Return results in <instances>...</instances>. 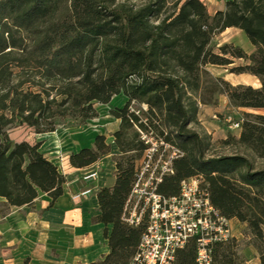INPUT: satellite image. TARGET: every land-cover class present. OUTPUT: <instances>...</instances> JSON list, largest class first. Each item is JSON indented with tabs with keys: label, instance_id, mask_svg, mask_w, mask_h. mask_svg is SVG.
<instances>
[{
	"label": "trees",
	"instance_id": "obj_1",
	"mask_svg": "<svg viewBox=\"0 0 264 264\" xmlns=\"http://www.w3.org/2000/svg\"><path fill=\"white\" fill-rule=\"evenodd\" d=\"M228 27L250 40L248 52L213 38ZM250 73L261 85L233 84L211 73L208 65ZM124 94L111 109L120 120L113 133L116 182L97 192L109 252L88 264H128L147 224L125 219L136 181V164L151 146L143 134L177 146L183 154L173 173L158 185L175 195L182 180L201 177L213 205L228 219L246 223L264 264V114L244 112L239 136L229 154L210 153L211 141L191 127L200 105L224 95L234 108H264V0H226L211 14L202 0H0V197L8 206L32 205L46 193L53 202L64 193L66 176L41 149L42 142L14 141L16 124L37 133L60 125L80 127L98 117L96 103ZM151 133V134H150ZM112 152L105 134L70 154L74 167L88 166ZM109 225L111 226L109 228ZM234 237L218 243L213 264H245ZM191 241L180 250L182 264H195Z\"/></svg>",
	"mask_w": 264,
	"mask_h": 264
},
{
	"label": "crops",
	"instance_id": "obj_2",
	"mask_svg": "<svg viewBox=\"0 0 264 264\" xmlns=\"http://www.w3.org/2000/svg\"><path fill=\"white\" fill-rule=\"evenodd\" d=\"M207 1H211L213 5L217 3L211 14L225 8L226 0ZM234 30L241 29L228 27L222 33ZM225 78L233 84H250L255 87L261 85L260 79L250 73H229ZM225 100L231 107L226 96ZM203 105L206 106L201 104L200 109ZM235 109L255 112L263 110ZM115 120L113 127L108 126L106 131H96L88 144L78 145L61 162H58L52 153L43 151L41 141L42 151L66 176L64 193L53 204L51 197L42 193L32 205L20 207L8 206L5 204L6 199L0 197V264H88L101 259L109 252L108 240L104 236L105 224L95 222L93 217L99 214L98 190L101 187L113 186L116 182L113 155L118 153V148L113 133L118 129L120 120ZM98 134L106 135L107 142L112 145V152L88 166H72L69 161L70 154L91 146ZM239 134L240 131L237 136ZM93 172L96 174L92 175ZM254 264H260L259 256Z\"/></svg>",
	"mask_w": 264,
	"mask_h": 264
},
{
	"label": "built area",
	"instance_id": "obj_3",
	"mask_svg": "<svg viewBox=\"0 0 264 264\" xmlns=\"http://www.w3.org/2000/svg\"><path fill=\"white\" fill-rule=\"evenodd\" d=\"M233 127L240 129L241 121L234 122ZM143 138L151 146L137 161L125 219L139 225L147 216V224L128 264H182L178 253L191 241L196 246L195 264H213L215 246L234 238L231 219L213 205L201 177L182 180L178 194L158 192L159 183L166 174L173 173V161L183 152L170 143L159 144L148 134Z\"/></svg>",
	"mask_w": 264,
	"mask_h": 264
},
{
	"label": "rangeland",
	"instance_id": "obj_4",
	"mask_svg": "<svg viewBox=\"0 0 264 264\" xmlns=\"http://www.w3.org/2000/svg\"><path fill=\"white\" fill-rule=\"evenodd\" d=\"M204 1L207 3L209 11L212 13L214 8L217 7V3L213 5L211 1ZM215 1L222 2V0ZM231 42L242 46L247 51L251 52L253 50L250 40L241 30H234L229 33H218L213 38V45L216 52L219 51L218 47L220 45ZM243 63L244 60L235 59V63L227 67L208 65L207 68L214 75L224 76L225 78L231 73L229 71L230 67ZM214 98H216L214 102L201 107L198 121L193 122L191 127L200 134L210 137V153H233L237 150L234 143L225 145L221 142L223 139L227 138L228 134L237 136L240 129L233 127V123L241 121L244 117V112L264 114V108H262L263 110H261V112L243 109L236 110L227 105L224 95L214 96ZM126 100L127 97L121 93L115 95L109 103H96L99 112L98 117L88 120L86 124L80 127L60 125L54 132L37 133L33 127L15 123L9 129V133L14 141H20L22 139H27L31 142L42 141L43 151L45 153H52L51 155L56 156L58 162H61L64 157L77 148L78 145L88 144L96 131H106L108 126L113 127L112 125H114L113 123L116 121V117L111 113V109L123 106ZM47 134L50 136H47ZM257 166L264 168V161L258 160ZM231 226L234 237L239 244V253L244 257L245 264H254L256 258L258 256L260 257V254L254 246L255 238L248 229L247 224L234 219V221L231 220ZM247 261H249V263H247Z\"/></svg>",
	"mask_w": 264,
	"mask_h": 264
}]
</instances>
